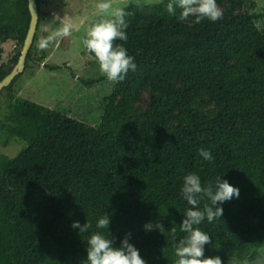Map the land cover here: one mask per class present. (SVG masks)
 Here are the masks:
<instances>
[{
	"label": "trees",
	"instance_id": "obj_1",
	"mask_svg": "<svg viewBox=\"0 0 264 264\" xmlns=\"http://www.w3.org/2000/svg\"><path fill=\"white\" fill-rule=\"evenodd\" d=\"M42 2L24 70L39 49L47 16ZM168 3L123 9L127 40L115 43L137 69L116 83L98 125L18 96L21 73L0 92V142L26 141L15 156L0 153V264H86L95 232L115 247L130 234L146 264H174L191 207L181 195L190 173L204 186L220 177L240 190L239 198L218 203L221 218L198 226L212 237L205 256H220L223 264L258 260L264 247V27L257 18L264 12H255V0H217L223 18L196 23L195 16L179 20L178 7L170 15ZM30 20L28 0H0V81L19 60ZM9 40L12 56L3 61ZM201 148L212 161L199 156ZM206 203L201 199V210ZM105 214L109 229H98ZM75 221L91 228L80 233Z\"/></svg>",
	"mask_w": 264,
	"mask_h": 264
},
{
	"label": "clouds",
	"instance_id": "obj_2",
	"mask_svg": "<svg viewBox=\"0 0 264 264\" xmlns=\"http://www.w3.org/2000/svg\"><path fill=\"white\" fill-rule=\"evenodd\" d=\"M96 7L103 14H110L112 18L101 19L93 24L83 40V45L89 53H93L99 63L100 72L105 75L110 82H119L126 78L129 71H136L137 64L135 58L128 54L123 45L116 44L117 40H127L124 29L126 13L121 9L110 12L112 4L110 0H102ZM181 9L178 19L187 20L190 16H195V22L200 23L207 19L216 22L223 18L222 10L217 4V0H169L167 11L170 15H176V8ZM72 26L64 24L52 35L44 38L40 42V48L45 49L51 41L58 36L70 35ZM199 156L206 161H212L213 156L209 150L201 148ZM183 199L191 206L184 212V219L180 225V230L186 235L179 239L174 245L177 259L174 264H223L220 256L206 257L205 245L212 243V237L198 226L207 219L208 223L223 216V207H218L234 197L239 198L240 190L231 185L227 180L217 178L215 185L209 183L202 185L200 177L195 173H190L184 177L181 189ZM207 198L210 204L206 203L201 210V199ZM110 215H102L96 227L98 229H109ZM74 229H79L80 233H85L91 228L87 221L80 224L75 221L72 224ZM155 227L161 230V225ZM146 230H152L153 224L145 225ZM171 231L175 234L176 229ZM126 236L121 241L120 247L114 246V241L101 232L92 233L87 240L86 264H146L140 255L139 250L131 243Z\"/></svg>",
	"mask_w": 264,
	"mask_h": 264
},
{
	"label": "rangeland",
	"instance_id": "obj_3",
	"mask_svg": "<svg viewBox=\"0 0 264 264\" xmlns=\"http://www.w3.org/2000/svg\"><path fill=\"white\" fill-rule=\"evenodd\" d=\"M43 1V2H42ZM164 0H110L111 11L123 10L130 3L158 4ZM255 12H264V0H255ZM41 9L47 16L40 24L37 44L52 35L64 24L72 26L70 35L58 36L47 48L39 49L35 58L17 78L14 89L18 96L32 99L47 107L66 112L68 115L91 125H98L105 110V101L117 82H110L100 72L98 61L85 53L83 40L92 22L98 17L112 18L100 12L96 5L102 0H41ZM257 25L264 27V16L257 18ZM3 61L11 56L14 43H3ZM45 53L43 61L38 58ZM46 64L57 66L47 67ZM91 81V82H90ZM90 82V83H89ZM6 96L1 97L4 107ZM26 141L13 138L7 144L0 142V153L15 156ZM254 264H264V247Z\"/></svg>",
	"mask_w": 264,
	"mask_h": 264
},
{
	"label": "water",
	"instance_id": "obj_4",
	"mask_svg": "<svg viewBox=\"0 0 264 264\" xmlns=\"http://www.w3.org/2000/svg\"><path fill=\"white\" fill-rule=\"evenodd\" d=\"M28 5L31 14V20L25 41L21 49V54L17 64L14 66L12 71L0 81V92L2 91L3 88L10 85V83L14 80V78L24 70L29 50L35 39V35L39 23V7L37 0H28Z\"/></svg>",
	"mask_w": 264,
	"mask_h": 264
}]
</instances>
